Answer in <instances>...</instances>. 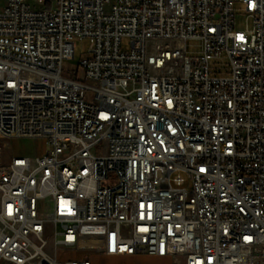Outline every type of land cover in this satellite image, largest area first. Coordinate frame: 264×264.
Wrapping results in <instances>:
<instances>
[{
  "label": "built area",
  "instance_id": "obj_1",
  "mask_svg": "<svg viewBox=\"0 0 264 264\" xmlns=\"http://www.w3.org/2000/svg\"><path fill=\"white\" fill-rule=\"evenodd\" d=\"M0 2V264H264V0Z\"/></svg>",
  "mask_w": 264,
  "mask_h": 264
},
{
  "label": "rangeland",
  "instance_id": "obj_2",
  "mask_svg": "<svg viewBox=\"0 0 264 264\" xmlns=\"http://www.w3.org/2000/svg\"><path fill=\"white\" fill-rule=\"evenodd\" d=\"M4 3L0 2L2 6ZM236 21L237 27L240 29L246 28V15L243 11V7L240 4H236ZM196 42L190 43V51H195L197 48ZM90 41L84 39L77 41L75 58L71 61H66L64 65V76L69 77L72 75H78L82 77L83 69L81 67L82 60L87 57ZM125 47V46H124ZM11 150L17 156L25 157H38L43 156L48 150V144L46 140H13L11 142ZM61 258L70 259L69 256H63ZM92 264H172L169 259L152 257L148 255H136V256H123V257H109L104 255L91 256Z\"/></svg>",
  "mask_w": 264,
  "mask_h": 264
},
{
  "label": "crops",
  "instance_id": "obj_3",
  "mask_svg": "<svg viewBox=\"0 0 264 264\" xmlns=\"http://www.w3.org/2000/svg\"><path fill=\"white\" fill-rule=\"evenodd\" d=\"M117 257H123V256H117ZM127 257H131V256H127ZM158 258H160V257H158ZM165 259H169L171 261V263L173 264L172 259L170 257H165Z\"/></svg>",
  "mask_w": 264,
  "mask_h": 264
}]
</instances>
